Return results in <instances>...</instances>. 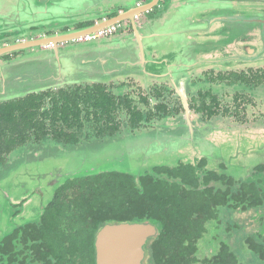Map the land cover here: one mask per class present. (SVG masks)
<instances>
[{"label":"flooded vegetation","instance_id":"1","mask_svg":"<svg viewBox=\"0 0 264 264\" xmlns=\"http://www.w3.org/2000/svg\"><path fill=\"white\" fill-rule=\"evenodd\" d=\"M151 3L95 0L77 18L32 26L26 36L0 33V48L85 30ZM167 22L172 32L159 37L157 33ZM152 34L153 38L148 37ZM96 49L123 50L126 60L112 74L96 80L82 79L0 102V139L15 138L17 121L43 124L40 131L26 130L23 143L0 156V195L9 202L8 222L0 218V264H60L41 259L35 251L42 249L43 243L29 238V233L41 223L55 190L69 178L104 171L111 148L124 147L135 157L167 159L190 150L197 154L202 144H210L207 136L219 131L216 120L234 118L229 110L226 116L220 112L212 87L264 88V84L254 85L257 76H264V0H157L151 11L132 21L125 19L55 46L14 52L0 57V65L41 59L53 52L65 55ZM30 50L38 53L33 55ZM244 80L252 84L248 87ZM202 83L211 87L202 91L198 87ZM133 90L135 97L128 93ZM106 95L109 98L103 101ZM31 96L39 99L36 109L25 102L22 109L7 107ZM213 104L217 113L211 115L207 107ZM33 112L36 115L31 118ZM6 117L12 119L6 121ZM173 121L176 124H169ZM160 122L164 129L158 126ZM165 136L176 139L171 147L162 140ZM88 146L94 148L87 152ZM173 148L175 154L164 153ZM84 155L88 157L80 160ZM42 166L48 170H35ZM263 171L255 175L262 183ZM47 178L53 188L51 199L31 207L29 200L42 192L40 187L31 190L28 183L40 184ZM14 190L23 195L11 202ZM263 231L256 232L261 241Z\"/></svg>","mask_w":264,"mask_h":264},{"label":"trees","instance_id":"2","mask_svg":"<svg viewBox=\"0 0 264 264\" xmlns=\"http://www.w3.org/2000/svg\"><path fill=\"white\" fill-rule=\"evenodd\" d=\"M263 78L257 76L254 85L264 84ZM251 84L244 80V85ZM107 98L102 96V100ZM38 100L31 96L7 107L22 109L25 102L36 109ZM215 107H207L211 115L217 113ZM228 110L224 109L225 116ZM31 115L34 118L36 112ZM11 119L6 117V121ZM42 128L40 123L17 121L15 138L0 139V156L22 144L26 130ZM205 167V159H200L194 165L156 166L151 173L137 178L105 171L69 178L55 190L41 223L28 237L43 243V248L35 251L41 259L60 264H95L94 239L101 228L107 224L149 222L158 233L145 246L146 264H241L223 240L224 234L214 235L208 246L204 238L209 223L220 227V208L251 210L253 229L243 244L259 264H264V239L259 237L264 228V183L255 179L264 167L256 168L249 180L238 181Z\"/></svg>","mask_w":264,"mask_h":264},{"label":"water","instance_id":"3","mask_svg":"<svg viewBox=\"0 0 264 264\" xmlns=\"http://www.w3.org/2000/svg\"><path fill=\"white\" fill-rule=\"evenodd\" d=\"M94 2L95 0H0V33L10 31L23 37L32 26L49 22L57 24L77 18L85 7L92 6ZM156 3L157 0H152L150 7L127 11L126 14L85 30L2 47L0 57L35 47L55 46L63 41L95 33L125 19L132 21L133 17L151 11ZM122 60L119 51L96 50L65 55L53 52L41 59L0 65V102L20 99L82 79L96 80L115 71ZM100 61H105L104 66L99 65ZM157 233L156 226L149 222L107 224L95 238V263L144 264L145 246Z\"/></svg>","mask_w":264,"mask_h":264},{"label":"rangeland","instance_id":"4","mask_svg":"<svg viewBox=\"0 0 264 264\" xmlns=\"http://www.w3.org/2000/svg\"><path fill=\"white\" fill-rule=\"evenodd\" d=\"M30 53L36 55L38 52L30 50ZM198 87L203 91L211 86L209 87L208 83H202ZM212 88L213 93L218 96L220 112L228 108L234 118L224 120L225 118L221 117L223 118L222 120H216L214 125L218 127L219 131L207 136V141L210 144H202L199 148V153L194 154L190 150L188 151L189 153L186 151L179 156H172L167 159L160 156L151 159L143 155L135 157L124 147H113L109 150L106 157L107 163L104 171L124 172L137 178L145 173H151L156 166L174 167L180 163L194 165L198 160L205 159V170L207 171H214L235 181L249 180L256 168L264 167V88L257 90L247 89L242 86ZM196 89L197 87L194 91ZM128 93H132L133 97H135L136 90ZM235 117L237 122H235ZM169 124L176 123L173 121ZM158 126L162 127L161 129L165 127L163 122H160ZM226 127L232 129L228 130ZM161 129L159 128V130ZM162 140L171 147L170 144L176 139L165 136ZM93 148V146H88L87 152ZM170 150L164 153L172 152L175 154L177 152L174 148ZM80 157V160H82L87 158L88 155ZM44 167H37L35 170L45 172L48 169ZM68 170L73 171V169ZM68 173L72 175L70 171ZM262 177L264 178V171ZM28 186L32 188L31 190H38L40 187L42 192V194H36L29 200L31 207L37 208L40 206L41 201L45 204L53 195V188L50 186L48 178L40 184L36 182L34 184L28 183ZM217 187L223 188L219 184H217ZM22 195L19 190L11 191L10 201L16 202L18 197ZM8 203L7 199L0 195V218L4 220V223L8 222L6 211L7 206L9 207ZM29 214L31 217L33 216V213ZM252 214L251 210L242 211L220 208L217 214L220 227L215 228V224L210 223L207 225L204 245L208 246L209 239L214 235L224 234L223 240L237 257L239 263L259 264L258 258L252 256L243 244L244 237L248 236L253 229L254 216ZM6 234H8V231L4 233V235Z\"/></svg>","mask_w":264,"mask_h":264},{"label":"crops","instance_id":"5","mask_svg":"<svg viewBox=\"0 0 264 264\" xmlns=\"http://www.w3.org/2000/svg\"><path fill=\"white\" fill-rule=\"evenodd\" d=\"M170 24H171L170 22H167V23L165 24V27H164L161 31H159V32L157 33V35H160L159 37H164V38H166V36H168V35L172 32V27H171ZM148 35H149V34H148ZM148 37L153 38V37H154V34H152L151 36H148ZM159 37L157 36V38H159ZM150 38H149V39H150ZM96 50H102V49H96ZM96 50H93V52L96 51ZM103 51L107 52V51H111V50L103 49ZM118 51L120 52L121 56L123 57L122 62H125V60H126V58H125V52H124L123 50H118ZM89 52H90V51H89ZM91 52H92V51H91ZM104 64H105V61H100V62H99V65H100V66H104ZM110 74H112V73H109V74H107V75H110ZM107 75H105V76H107ZM100 77H101V76H100Z\"/></svg>","mask_w":264,"mask_h":264},{"label":"built area","instance_id":"6","mask_svg":"<svg viewBox=\"0 0 264 264\" xmlns=\"http://www.w3.org/2000/svg\"><path fill=\"white\" fill-rule=\"evenodd\" d=\"M93 37L95 36V35H92Z\"/></svg>","mask_w":264,"mask_h":264}]
</instances>
